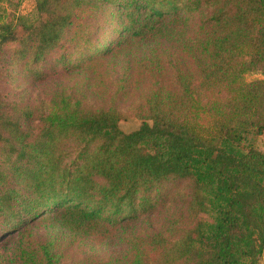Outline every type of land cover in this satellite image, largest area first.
Listing matches in <instances>:
<instances>
[{
	"label": "trees",
	"instance_id": "obj_1",
	"mask_svg": "<svg viewBox=\"0 0 264 264\" xmlns=\"http://www.w3.org/2000/svg\"><path fill=\"white\" fill-rule=\"evenodd\" d=\"M13 1L0 264H261L264 0Z\"/></svg>",
	"mask_w": 264,
	"mask_h": 264
},
{
	"label": "rangeland",
	"instance_id": "obj_2",
	"mask_svg": "<svg viewBox=\"0 0 264 264\" xmlns=\"http://www.w3.org/2000/svg\"><path fill=\"white\" fill-rule=\"evenodd\" d=\"M13 2H14V4L19 3L18 6H17L18 14L26 15V16L33 15V8H34V1L33 0H14ZM4 7H6V12L7 13L13 11V8H11V7L7 6V5H2L1 9H0V12H2V9H4ZM120 62H121V60L117 59L116 63L118 64ZM256 79L264 80V76L261 75V74H258V73L257 74H247L245 76V81L246 82H250V81H253V80H256ZM37 93H38V91H33V93H32V97L36 96L35 97L36 101L38 100ZM40 98L43 99L44 96H42ZM138 125H139V122L136 121V120H128V121L120 123L121 129L123 131H125V132H129V131H132V130L136 129ZM258 145H259L260 149L264 151V137L258 141ZM32 226H33L34 232L38 231L40 233L43 230L42 226H39L37 224L36 225L32 224ZM1 249L2 248L0 247V250ZM121 251L122 250L119 247H116V246H105V247H101V248H98V246H96V248H95L96 255H99V256H102V257H107L109 255L117 254V253H120ZM260 263L264 264V253H263L262 257L260 258Z\"/></svg>",
	"mask_w": 264,
	"mask_h": 264
}]
</instances>
